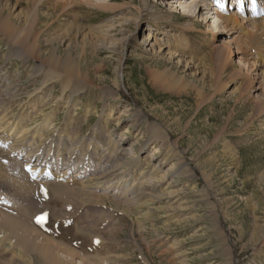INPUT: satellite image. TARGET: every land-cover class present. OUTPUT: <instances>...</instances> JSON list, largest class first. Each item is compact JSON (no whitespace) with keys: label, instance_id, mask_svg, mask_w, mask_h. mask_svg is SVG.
I'll return each mask as SVG.
<instances>
[{"label":"rangeland","instance_id":"rangeland-1","mask_svg":"<svg viewBox=\"0 0 264 264\" xmlns=\"http://www.w3.org/2000/svg\"><path fill=\"white\" fill-rule=\"evenodd\" d=\"M249 6L0 0V131L27 127L28 137L10 140L39 155L31 163L0 145V214L44 233L28 242L74 250L78 264H264V57L247 42L255 32ZM224 10L243 26L225 28ZM162 44L184 50L204 78L178 57L162 60ZM82 155L83 167L68 169L71 183L27 171L53 163L54 172L67 171ZM128 160L137 187L156 196L135 207L113 186ZM102 171L113 183L97 190L100 202L75 195L94 176L106 179ZM7 233L0 230V264H49Z\"/></svg>","mask_w":264,"mask_h":264},{"label":"bare ground","instance_id":"bare-ground-1","mask_svg":"<svg viewBox=\"0 0 264 264\" xmlns=\"http://www.w3.org/2000/svg\"><path fill=\"white\" fill-rule=\"evenodd\" d=\"M110 1L112 3L113 1H116V0H109V2ZM249 2H250V6H249V12H250L249 17H250V19H249V22L255 28V32L254 31H250V30L247 31V37L249 38V40L247 42L252 47L256 48L255 51L257 52L258 55H260L261 57H264V5H262V4H264V1H262V0H249ZM67 6H68V4H67ZM192 7L194 8V5H192V4H187L185 6V8L187 9V12L184 13L185 16L190 17L189 10ZM1 11H2V9H0V13H1ZM223 13H225L222 16L224 22L226 23V26H224L225 28L226 27L227 28L228 27L235 28L236 25H241L242 24V22L240 21V19L237 16H235V15L233 16V15L227 13L226 10H224ZM246 18H244V19H246ZM7 26L9 28L11 25H8L7 24ZM242 26H243V24H242ZM219 28L218 29H215V30L214 29L213 30L210 29V31L211 32H214V33L215 32H218V33L223 32ZM83 29H84V26H83ZM245 34H246V32H245ZM149 36H151V35L149 34ZM145 41H147V39H145ZM173 42L177 45V42L176 41H173ZM149 45H150V43H149ZM153 45H154V43H153ZM167 48H168V46L165 47V44H162V45H160V49L157 51L158 54H159V56H161V59L162 60H170V61H173V59H175V58L178 57L180 59L177 61V64L180 63L181 61H185V65L184 66L188 70L193 69L194 71L192 73H195L197 75H201L200 78H202V79L204 78V74H203L202 70H200L199 65L197 63H195L194 61L192 62L191 59L186 60V54L187 53L184 50H183V52L179 53L177 51V48L176 47H174V49L172 51L168 50ZM17 56H19V55L17 54ZM70 61H72V60H70ZM72 62H74V60ZM241 62H243V60H241ZM69 64H70V62H69ZM71 65H72V63H71ZM77 67L79 68L80 65H78ZM249 67H251V66H249ZM64 68H66V67H64ZM68 68H69V66H68ZM75 68L76 67H74V69ZM69 71H70V68H69ZM166 72H168V69L162 71L161 73L164 74ZM166 74H168V73H166ZM172 75H174V74L173 73H170V74H168L167 77L170 78V76L172 77ZM155 76H157V75H155ZM180 80H182V77L179 76L175 81L178 82ZM64 98L65 97L62 96V95H57L55 101L58 102V101L66 100ZM4 117H5V113L0 110V123L2 122V120L4 119ZM1 128L2 129H1L0 133H3V136L0 137V145H6L7 150H9V151H11V152H13V153H15L17 155H20V156L21 155H25V158L27 160H29L31 163H33V162L35 163L37 161L39 155L32 154V153H30V151H26L22 146L18 145L17 142L10 140L11 138L18 140V137L17 136H19V137L21 136L22 137L25 134H27V137H28L29 136L28 135L29 130H28L27 127L25 128V127H23V125L20 124L19 126H16L15 127V125H14V127H9V128L8 127H5V125H1ZM152 136L156 137L155 135H152ZM60 145L61 144H59V146ZM146 145L147 144L145 143L144 146H146ZM65 146H67V145H65ZM43 149H45V147ZM101 149L102 148L101 147H98V145H97L96 150H94V151L95 152H99V151H101ZM60 152L61 151L59 150V153L55 156V162H54L55 165L56 164H59L61 162ZM65 154L66 153L64 152L62 154V156L64 157ZM80 154H82V153H80ZM99 154H100V152H99ZM71 155H75L76 156V155H78V153H77L76 150L73 149L72 152H71ZM85 158L86 157L82 155L81 157H77L76 159L71 160V162H69V164L66 165L65 168H64L67 171H63V172H61V171L54 172V170L52 169L54 163L53 164H46V165H43V166H41L39 168L32 167L31 164H28L27 165V171L29 172L30 175L35 174L36 177H37V180H40V181L42 179H44V177L47 178L46 180H48L49 178L53 177L56 180L64 179L65 178V180L68 181L69 179H71L70 177H68V174L71 173V172H69L68 169H70L72 165L79 164V163L82 164V165L80 166V164H79L78 167L79 168L80 167H83L82 160H84ZM72 161H73V163H72ZM38 164H39V162H38ZM121 167L124 168V169H122L123 175L119 177V180L117 182L115 181L116 183L113 186H115L116 188H119V191L122 194H119L118 196L119 197H123V199L125 198V201H127V205H129V206H132L133 205L135 207L134 202H137V200H141V197H144V195H146L147 193L148 194H151L152 197H156L153 192L148 191V190H144L143 192H141V189L137 187L136 182H134V180H133L134 177H135V175L133 174L135 172V165L132 162V160H128L125 164H122V166H119L118 168H116L115 171L118 170V169H120ZM104 172L105 171L98 172L97 174L98 175L101 174V176L107 177L106 179L98 182L97 180H99L101 178H94L95 177L94 176L89 181H86L85 183L84 182L81 183L78 187H81L84 191H80V192L77 191V190L76 191H73L75 193V195L76 196L80 195V197H81V195L82 196L85 195L87 197L86 199H90L88 201H91V200L93 201L94 200V201L100 202V198H101L102 195L98 194V191L97 190L98 189L102 190L104 188H107V187L111 186V184L113 183V179H109V175L105 174ZM187 173H189V171ZM81 174H82V171H81ZM162 179L157 178L156 181H155L156 182L155 184L156 185H159L160 183H162ZM71 180H69L68 182L71 183ZM147 186L150 187L148 189H151V185H147ZM92 189L94 191H92ZM27 190H28V188H26V187H24V188L19 187L18 188V191L21 192V193H24ZM129 191H134L135 193L137 191H139V194L136 195L135 198H129L128 197ZM153 199L154 198H152V200ZM115 203H117V205L120 206L122 204V201H120V200L117 201L116 200ZM137 204L138 203H136V205ZM129 206L124 207V209H129V208H127ZM0 218L2 219L0 221V230H4L5 231L7 229V231H8L7 238L10 239V240H12L13 238H15V240H16L19 237H21V240H23L21 242V245L23 246L24 250L25 251L31 250L33 252H36V253L40 254L39 256H41V258H42L43 261H45V262L47 261V263H49V264H78V262H81L80 259L77 260V259L74 258L75 257V253L73 252L74 250L72 251L70 249H67L66 250V253H68L67 256L65 254L64 255L59 254L57 252V248L54 247V245H53L54 243L51 244L48 240H46L47 241V243H46L47 245H41V246L40 245L38 246L36 242H31V240L28 242L25 237H28L29 238L31 234H34L35 233V235L38 238V237H41L44 233L41 230H39L37 227L35 229H32V227L27 222H25L23 219H20L18 217H15L13 215L8 214V213H2V214H0ZM25 246L27 247L28 250L26 249ZM34 248H36V249H34ZM64 256H66V258H64ZM68 256H71V258H69ZM28 257H29V254H28Z\"/></svg>","mask_w":264,"mask_h":264},{"label":"snow or ice","instance_id":"snow-or-ice-1","mask_svg":"<svg viewBox=\"0 0 264 264\" xmlns=\"http://www.w3.org/2000/svg\"><path fill=\"white\" fill-rule=\"evenodd\" d=\"M44 219H45V215H42V216H40V217L37 218V221L39 223H43L44 222Z\"/></svg>","mask_w":264,"mask_h":264}]
</instances>
